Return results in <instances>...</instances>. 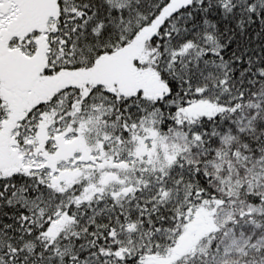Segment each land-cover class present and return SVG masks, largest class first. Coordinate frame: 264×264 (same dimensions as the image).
<instances>
[{
    "label": "snow or ice",
    "instance_id": "6c2138e0",
    "mask_svg": "<svg viewBox=\"0 0 264 264\" xmlns=\"http://www.w3.org/2000/svg\"><path fill=\"white\" fill-rule=\"evenodd\" d=\"M0 264H264V0H0Z\"/></svg>",
    "mask_w": 264,
    "mask_h": 264
}]
</instances>
